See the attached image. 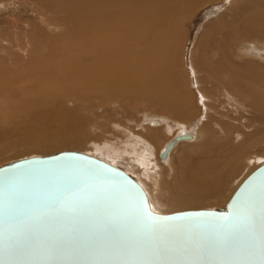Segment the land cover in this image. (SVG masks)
Here are the masks:
<instances>
[{
	"label": "bare ground",
	"instance_id": "obj_1",
	"mask_svg": "<svg viewBox=\"0 0 264 264\" xmlns=\"http://www.w3.org/2000/svg\"><path fill=\"white\" fill-rule=\"evenodd\" d=\"M156 1L157 0H58V2L63 5V8L67 12V15L71 20V24L73 25L69 32L65 31L66 35L68 36L67 41L60 44L59 47L57 46L56 49H52L53 51L50 50L49 52L47 51L46 54H43L40 52L41 48H39L34 43L35 37H32V39L29 37L32 34L30 33L28 34V37H25L24 35L26 42H28L27 44L24 43L23 38H21L22 40H18V43L16 41V49L10 50L12 48L9 47L10 49L6 53H4L3 50V54L0 56V98L5 97V95L9 93H13V91L15 92L16 89H23L27 86H36L38 87L37 90H39L38 92L36 90V95L38 94V97H41L40 100L42 99V96L46 97L47 95H49L53 101H58L59 103L68 99L70 101L76 102V106L80 107V109H83V111H90L89 107L93 104L97 105V107L102 105L97 104L95 101L93 102V98H96V94L104 93L105 95L113 98L117 97L116 99H118L119 96L121 99L120 95L135 93L143 96L144 98L155 99L156 101L163 104L167 110L175 113L176 116H182L181 118L183 119H191L192 117L193 120L190 122L174 119V123H170L168 119L171 118V116L168 118V116H165L166 114L153 115L151 113L152 115H150L148 113L149 115H147L146 113L144 121H141L142 123L140 124L137 123V125L141 126V130L139 131L131 130L130 127L121 123H113V128H116V130L122 134L120 141H111L104 146H101L97 142L91 141V144L95 146V150H102L106 152L110 160L99 156L96 157L106 160L113 165L120 166L125 171L132 174L147 192L152 208L156 212H163L166 214L167 205L164 203L165 200H162L160 192L162 188V180L170 177L171 180L174 182L176 181L174 175L176 173L173 174V171L174 169L177 170V168H173L172 166L176 151H178L180 148L183 149L184 147L190 148L197 146L198 156L204 159L211 157L214 151L212 148L215 144H218L217 142L214 144L216 141L215 135H213L214 128L209 127L207 123L210 117L209 110L214 107L212 105L211 108L209 103V95L200 87L197 70L194 62L192 61L193 42L189 47L187 46L184 51V69L193 78L191 84H193V88L196 93L195 96L198 100L196 103L200 104L199 109H197L199 110L198 114H194L192 111L193 107L187 100V97L192 100L193 95L188 93L190 91L187 92L186 90L184 92L185 89H181L178 80L175 81V76L177 74L174 72L175 65L167 62L168 56L171 58L173 46L180 43L181 40V35L178 34L177 29L179 28L178 24L180 19L186 14L185 13L183 15V12L189 10L193 5L195 8L196 3L200 2L201 0H165L163 1L162 6H155L154 9H152V6L156 3ZM232 1L233 0H228L227 6L231 5ZM202 2L203 1H201V3ZM224 6L225 5L221 6L220 9H226V6ZM55 7L57 8V6ZM239 9H243L242 12H237V14L235 13L234 16L246 14L244 16L251 25L253 24V29H260L264 31V0H246L243 8ZM187 13L191 12L188 11ZM8 18L10 17L8 16ZM6 25L8 24L6 23ZM10 25L12 26V24ZM44 26H46L44 29L51 35H56L62 32L60 31L59 26L53 23V21L46 23ZM10 29H14V27ZM38 29L36 30L38 31ZM19 30L20 29H18V31ZM6 36L8 37V35ZM13 36L15 37L14 34ZM16 38L13 40H16ZM31 45H34V47ZM35 47L38 48L39 51L33 50ZM46 47H44V49H46ZM253 48L258 51L259 55L261 51L260 49H264L256 47L255 45H253ZM251 50L252 49H250V51ZM29 54H32L33 58L35 59L28 65V67L31 69L19 71L12 67V65H15V63L20 60H29ZM20 65L22 68H25L23 63H20ZM236 74H238V72ZM246 75L249 74L246 73ZM245 78L244 85L246 86L245 82L247 83L251 77L249 79L247 78V81H245ZM240 83H243V81L241 80ZM227 95L229 99H234L230 94ZM258 95L259 94H255L254 98L262 100L261 96L264 97V95ZM51 98H48V100ZM58 102L57 104H59ZM19 103L17 102V104ZM25 103L28 104L27 102ZM52 103L54 104V102ZM40 105H42L41 102ZM45 106L44 108H46ZM14 107L15 106H13V108ZM197 107L198 105L195 107V109ZM63 108L65 107L63 106ZM15 109L16 107L14 110H11L15 113ZM65 112L67 113V111ZM91 113L93 116H96L95 113ZM55 114L58 113L55 111ZM51 115H49L48 118ZM68 115L70 114L68 113ZM52 117L53 116H51L49 121L53 119ZM29 118L32 120L31 117ZM220 119H215V121H219L214 122V124H217L219 130L226 134L229 129H226L227 132L225 133L223 125L227 122L224 121L225 123L222 125V123H220ZM145 121H148V123H144ZM58 124V131L56 127V129H54L56 130L55 132L51 131L50 129L40 130L38 134H36L38 137L36 141H38L41 146H44L47 143H80V139L82 140V138H80L81 135L78 134L80 137H76L73 134L76 130L75 128H77L73 122L61 118L58 121ZM88 126L90 131L93 128H102L94 120L89 122ZM232 126L234 125L230 126L231 129L220 142H223L224 140V143H232L233 140L236 141L237 139H242L243 131L241 132L238 128H235V126L233 128ZM26 127H29V125ZM37 128L39 129V127ZM82 133L85 134L86 132L84 133L83 131ZM2 134L0 132V142L2 140ZM180 136H186V138L178 140L177 138ZM187 136L189 137L187 138ZM198 140H200L201 143L198 144ZM172 141H175V145L169 149L168 155L163 157V151ZM224 143L221 145L225 146ZM191 155L194 154L190 153L189 151H182L181 153L180 158L182 160H180L181 162L183 161L182 164L184 165V169H182V171L184 170L185 172V176L183 174V178L189 179L194 174L200 172L199 179L196 181L195 186H199L198 188L201 186L204 187L206 185L214 187L215 183L217 182H214L213 177L211 174H209L211 173L209 171V166L207 165L209 162L207 161V164H205L206 162L203 163V160H201L200 165L193 166V164L189 167L188 164L190 162H194L193 160H195L190 158ZM194 156L197 158L196 154ZM246 160V163L251 166L253 170H255L257 167L264 164V155L252 153L250 156L246 157ZM212 162L214 161L210 160L211 166ZM216 166H218V163ZM219 167L220 164L217 168ZM215 170L213 169L214 175L215 172L218 174L217 170ZM216 177L217 176H214V178ZM220 177H222V175ZM219 181H221V179ZM198 188L197 190L201 189ZM204 190H207V188L204 187ZM194 192L191 193H197V191L195 193ZM214 192L215 191L213 190V193ZM178 193L179 192H176V194ZM200 193L202 195V192ZM228 201L226 202V205ZM183 202L188 204H191L192 202L194 203V201H182V203ZM179 205L181 206L180 203H178V206Z\"/></svg>",
	"mask_w": 264,
	"mask_h": 264
},
{
	"label": "rangeland",
	"instance_id": "obj_2",
	"mask_svg": "<svg viewBox=\"0 0 264 264\" xmlns=\"http://www.w3.org/2000/svg\"><path fill=\"white\" fill-rule=\"evenodd\" d=\"M163 1L165 0H157V5L155 3L152 6V9H154L155 6H162ZM201 1L203 2L201 3ZM201 1L198 2L199 4L196 3L195 8L193 5L189 10L183 12V15L185 13L186 14L180 19L178 24L179 28L177 29L178 34L181 35V40L180 43L173 46L171 52L172 55L170 54L171 58L168 56L167 62L175 65L174 72L175 74L177 73L175 81L178 80L181 89L183 90L184 88V92L187 90V92L190 91L188 92L189 94L191 93V95H193L192 100L188 97L187 100L193 107L192 111L194 114H198L199 110L197 109H199L200 104L196 103L198 100L195 96L196 93L193 88V84H191L193 78L184 69V51L186 47H189L193 42L192 61L194 62L197 70L200 87L209 95L211 108L212 105L214 107L209 110V116L211 118L209 117V121L207 123L209 127L214 128L213 135H215L216 140L214 144L217 142L218 145L215 144L216 146L214 145L212 148L214 150L212 153L213 156L211 155V157L204 159L198 156L197 146L190 148L184 147L183 149L180 148L176 151L174 155V163L172 165L173 168H177V170L174 169L173 171V174H177H174L176 181L174 182L170 177L162 180L163 182L160 192L162 200H165L164 203L167 205L166 214L190 209H214L226 206V202L230 198V195L232 196L233 192L242 183L244 178H246L251 171H253L252 167L246 163V157L250 156L252 153L264 155V97L261 96V94L264 95V49H260L261 51L259 55L258 51L253 48V45L259 48H264V31L260 29H253V24L251 25L244 16L246 14L234 16L235 13L237 14V12H242L243 9L239 8H243L246 0H233L229 6H227L228 0ZM0 2V22L1 20L3 22L0 24V37L2 36L0 42L3 41L1 42L2 44L0 43V56L3 54V50L4 53H6L10 48H12L10 50L16 49L15 45L19 42L18 40H22L21 38H23L24 43L27 44L28 42H26L25 37H28V34L30 33L32 34L29 37L31 39L32 37H35L34 43L41 48L40 52L43 54H46L47 51L49 52L52 49H56L57 46L59 47L60 44L67 41L68 36L65 31L69 32L73 25L71 24V20L67 15V12L64 10L63 5L60 4L58 0H0ZM223 5L226 6V9H220ZM55 6H57V8ZM188 11L191 13H187ZM8 16L10 18H8ZM52 21L59 26L60 31H62L61 33L51 35L44 29V27L46 28L44 25ZM6 23L8 25H6ZM10 24H12V26ZM13 27L14 29H10ZM18 29L20 30L18 31ZM36 29H38V31ZM5 34L8 35V37ZM15 38L16 40H13ZM31 46L34 47V45ZM43 46H47V50L44 49ZM250 49L253 51H250ZM33 50L39 51L36 47ZM34 60L33 55L29 54V60H20L16 62L15 65H12V67L19 71L31 69L28 65ZM20 63H23L25 68H22ZM237 72L238 74H236ZM246 73L249 74L251 78L249 75H246ZM234 75L239 76L235 77ZM244 78L245 81L250 78L247 81L248 84L245 82L246 86L244 85ZM241 80L243 83H240ZM37 89L38 87L36 86H27L23 89H16L15 92L13 91V93H9L5 95V97H2L3 99L0 98V132L1 134L4 132L0 142V166L13 160L37 155L46 156L63 150H76L110 160L106 152L102 150L96 151L95 146L91 144V141L97 142L101 146H104L111 141H120L122 134H120L116 128H113V123H121L130 127L131 130L139 131L141 130V126L137 125V123L140 124L144 121L146 113L147 115L166 114L165 116H168V118L171 116V118L168 119L170 123H174V119L181 121L185 120L186 122L193 120L192 117L191 119H183L181 118L182 116H176L175 113L167 110L163 104L155 99L144 98L143 96L135 93H127V95L123 94L124 96L120 95L121 99L119 96L118 99H116L117 97L113 98L105 95L104 93L96 94V98H93V102L95 101L97 104L102 105L97 107V105L93 104L89 107L90 111L96 114V116H93L90 111H83V109L76 106V102L68 99L61 102L62 104L57 101L60 105L53 101L49 95L46 97L42 96V99L40 100L41 97H38V94L36 95L39 91ZM254 93L259 94L262 100L254 98ZM227 94L233 96L234 99H229ZM48 98L51 99L48 100ZM16 101L18 103L21 101V104H17ZM40 102L42 105H40ZM52 102H54V104ZM12 105L16 107L15 113L12 111L15 107L13 108ZM197 105L198 107L195 109ZM22 106H25L26 108ZM44 106L46 108H44ZM63 106L65 108H63ZM16 110L18 114L16 113ZM55 111L58 114H55ZM65 111H67V113ZM68 113L70 115H68ZM62 114H64L65 117ZM49 115L53 116L51 121H49L51 118V116L48 118ZM29 117H31L32 120H30ZM214 117L215 119H220L221 117L223 121L220 119V123H222V125L225 123L224 121L227 123L230 122L223 125L225 133L227 132L226 129H231V125H234L235 128H238L241 132L243 131L242 139H237L236 141L233 140L232 143H224V140L223 142H220L229 130L226 134L222 133L219 130L218 125L214 124V122L219 121H215ZM61 118L69 120L77 126L73 134L76 137H80L78 134L81 135L80 138H82V140L80 139V143H76L77 145L70 142H64L62 144L47 143L44 146H41V144L36 141L38 139L36 134H38V132L42 129H50L55 132L56 130L54 129L57 128L58 131V121ZM93 120L102 128H93L90 131L88 125L89 122ZM144 123H148V121H145ZM28 125L29 127H26ZM234 126L232 127L234 128ZM37 127H39V129ZM83 131L86 133L83 134ZM199 143H201L200 140H198V144ZM222 143H224L225 146L221 145ZM182 151H189L194 155L196 154V157L198 158L197 159L194 155H191L190 158L195 160H193L194 162L189 161V167L193 164V166L200 165L201 160H203V163L206 162L205 164H207V161L209 162L207 164L209 166V171L211 172L209 174L213 177L214 182L217 183H215V185L213 183L214 187H210V185L204 186L207 188L208 192L207 190H204L203 186L200 187L201 189L198 188L199 186H195L196 181L199 179L200 172L194 174L189 179L183 178V174L185 176L184 170L182 171V169H184V165L182 164L183 161L181 162L182 159L180 158ZM210 160L214 161L212 162L213 167L210 164ZM216 162L218 163V166L220 164L219 168H217L218 166H216ZM213 169H216L218 174L215 170L214 175ZM221 175L222 177H220ZM214 176L217 177L214 178ZM220 179L221 181H219ZM197 188L200 190H197ZM212 189L215 191V194ZM195 190L197 191L196 194L191 193ZM176 192L179 193L176 194ZM200 192H202V195ZM182 201H194V203L192 202L191 204H188L183 202V205ZM178 203H180L181 206H178Z\"/></svg>",
	"mask_w": 264,
	"mask_h": 264
},
{
	"label": "water",
	"instance_id": "obj_3",
	"mask_svg": "<svg viewBox=\"0 0 264 264\" xmlns=\"http://www.w3.org/2000/svg\"><path fill=\"white\" fill-rule=\"evenodd\" d=\"M183 138L186 136L177 139ZM174 145L175 141L170 142L162 156ZM93 174L97 180L86 179ZM71 177L85 178L81 185L84 200L78 210L61 209L54 195ZM262 181L264 164L242 181L226 206L162 214L152 208L147 192L132 174L94 155L63 150L13 160L0 166V264H139L142 260L183 259L102 249L135 236L134 209L146 205L161 216L176 217L169 223L177 226L200 219L211 221L229 215L242 195ZM13 213L19 217L14 228L19 255L8 251ZM201 213L207 215L201 217ZM194 237V233H184V239Z\"/></svg>",
	"mask_w": 264,
	"mask_h": 264
},
{
	"label": "snow or ice",
	"instance_id": "obj_4",
	"mask_svg": "<svg viewBox=\"0 0 264 264\" xmlns=\"http://www.w3.org/2000/svg\"><path fill=\"white\" fill-rule=\"evenodd\" d=\"M86 179L95 181L98 176L93 174ZM83 183L85 178L71 177L54 194L61 209H79L84 200ZM206 215L199 214L201 217ZM175 219L161 216L146 205L134 209L133 222L138 226L135 236L102 250L145 257L183 258L142 260L139 264H264V181L245 192L227 216L211 221L200 219L188 226L169 223ZM18 220L19 217L13 213L8 249L10 255L21 254L14 235ZM185 232L194 233L195 237L184 239Z\"/></svg>",
	"mask_w": 264,
	"mask_h": 264
}]
</instances>
